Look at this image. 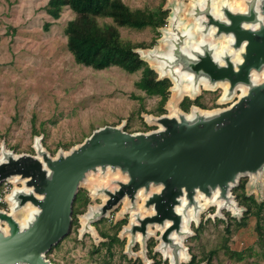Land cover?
Segmentation results:
<instances>
[{
	"label": "water",
	"instance_id": "1",
	"mask_svg": "<svg viewBox=\"0 0 264 264\" xmlns=\"http://www.w3.org/2000/svg\"><path fill=\"white\" fill-rule=\"evenodd\" d=\"M235 2H238L235 3ZM163 48L136 52L171 82L167 112L148 115V131L129 132L124 123L104 125L67 151L52 155L36 136L33 153H15L0 145V184L15 186L0 209V264H55L47 254L70 232L79 187L91 176L100 204L81 215V234L96 235L92 223L121 206L129 214L120 237L124 253L146 260L151 236L154 251L168 264L189 260L185 239L190 225L215 206L239 216L232 189L247 177V191H260L264 180V0H193L186 11L169 7ZM168 10L167 7L163 8ZM184 13V15H183ZM188 88L185 93L184 88ZM222 88L230 105L213 110L175 107L184 95ZM185 93V94H184ZM183 100V99H182ZM33 210L24 222L21 210ZM16 214V215H14Z\"/></svg>",
	"mask_w": 264,
	"mask_h": 264
},
{
	"label": "rangeland",
	"instance_id": "2",
	"mask_svg": "<svg viewBox=\"0 0 264 264\" xmlns=\"http://www.w3.org/2000/svg\"><path fill=\"white\" fill-rule=\"evenodd\" d=\"M47 1L0 0V145L4 142L6 148L15 153H33L34 138L41 136L44 147L55 155L58 150L67 151L82 142L104 125L124 123L125 130L129 132L154 129L155 126L148 125L145 118L148 115L159 116L156 113L159 98L147 96L135 86L141 76L140 71L128 73L114 66L95 70L75 63L66 47L64 34L66 23L74 17V13L65 7L60 17L53 19L46 12ZM123 1L131 8L155 9L162 5L170 13L172 3L182 5L184 12L193 0ZM47 23H50L48 29L45 28ZM119 30L122 38L133 43L148 45L157 38L152 47L159 45L162 35L158 30L160 35L157 37L150 27L141 30L120 27ZM222 91L220 87L202 89L196 97L182 96L176 106L180 108V102L187 97L192 102L189 108L192 105L206 110L223 108L235 98L230 102H221ZM171 95L170 92L169 99ZM168 100L164 113L167 112ZM242 180H245L247 196H253L256 203L264 200V180L261 190L251 193L246 185L249 179L241 178L232 193L238 205L245 210L238 217L227 211L214 216L216 208L209 206L200 215L199 222L190 225L192 235L184 242L190 258L182 264H190L193 255L199 259L198 264H264V240L260 241L257 235L256 217L250 214L245 225H237L248 211V207L236 196ZM95 182L106 181L91 176L88 183L79 187L78 193L88 200L72 214L69 234L53 247L47 257L55 264H168L161 253L154 251L158 242L156 235L147 241L148 263L138 252L139 244L133 247L136 256L128 257L124 253L127 238H121L120 231L130 216L121 213V206L110 217L92 223L95 236L81 234V215L89 205L95 206L102 201L101 197L92 195L91 186ZM8 184L11 190L19 186L11 181ZM77 202L73 211L78 207ZM8 208L7 202L0 203V209ZM22 216L17 214L18 218ZM104 234L106 237H103ZM114 236L118 240L111 245L109 242ZM225 245L231 250L242 251L246 257L241 261L228 258L224 253ZM210 252L214 254L207 256Z\"/></svg>",
	"mask_w": 264,
	"mask_h": 264
},
{
	"label": "trees",
	"instance_id": "3",
	"mask_svg": "<svg viewBox=\"0 0 264 264\" xmlns=\"http://www.w3.org/2000/svg\"><path fill=\"white\" fill-rule=\"evenodd\" d=\"M65 7L74 13V17L66 23L64 34L66 47L73 56L75 63L95 70L114 66L128 73L140 71L141 76L136 81L135 86L147 96L158 97L156 113L159 115L164 113V105L169 99L170 92L168 89L171 82L167 78L158 79L156 71L136 52L139 47H152L157 38H154L148 45L133 43L122 38L119 28L127 27L141 30L150 27L158 37L160 35L158 29L167 24L168 10H164L162 5L155 9L131 8L123 0H48L45 8L53 19H58ZM49 26L50 23H47L45 28L48 29ZM180 104L181 109L188 111L192 102L185 97ZM199 106L203 107L202 105ZM244 185L245 180H242L237 188L240 191L236 196L238 199L240 198L241 203L248 207V211L241 221L237 222V225H245L250 214L254 215L256 217L257 235L259 240L263 241L264 215L262 213L264 200L256 203L253 196L245 194ZM87 200L86 196L82 194L76 195L74 203L78 201V207L74 208L73 215L79 211V207L85 205ZM117 240L114 236L110 239L109 244L112 245ZM223 248L224 253L232 260L241 261L246 257L242 251L231 250L226 245ZM214 252L208 253L207 256L213 255ZM199 262V259H195V255H193L190 264H198Z\"/></svg>",
	"mask_w": 264,
	"mask_h": 264
},
{
	"label": "bare ground",
	"instance_id": "4",
	"mask_svg": "<svg viewBox=\"0 0 264 264\" xmlns=\"http://www.w3.org/2000/svg\"><path fill=\"white\" fill-rule=\"evenodd\" d=\"M235 3H237L238 4V2H235ZM164 44H161V43H159V47H164L163 46ZM188 91V88L186 87V88H184V92L186 93ZM184 93V94H185ZM171 100H173V95H172V99ZM170 104H172V103H170L169 102V106H170ZM175 107H176V105H174ZM9 203H10V201H9ZM9 203H8V205H9ZM11 204V203H10ZM11 209V207L9 208V210ZM33 210V208L31 207V206H27L25 209H23V210H21L20 211V213L23 215L22 216V218H21V222H24V220L27 218V216H28V214L31 212ZM14 215H16V214H14ZM17 217V216H16Z\"/></svg>",
	"mask_w": 264,
	"mask_h": 264
},
{
	"label": "built area",
	"instance_id": "5",
	"mask_svg": "<svg viewBox=\"0 0 264 264\" xmlns=\"http://www.w3.org/2000/svg\"><path fill=\"white\" fill-rule=\"evenodd\" d=\"M8 182L9 181H4L1 183L3 185H2V188L0 190V203L7 202L6 198H7L8 194L11 192V189H10Z\"/></svg>",
	"mask_w": 264,
	"mask_h": 264
},
{
	"label": "flooded vegetation",
	"instance_id": "6",
	"mask_svg": "<svg viewBox=\"0 0 264 264\" xmlns=\"http://www.w3.org/2000/svg\"><path fill=\"white\" fill-rule=\"evenodd\" d=\"M104 237H106V236H104ZM151 241H153V240H151ZM152 243V242H151Z\"/></svg>",
	"mask_w": 264,
	"mask_h": 264
}]
</instances>
